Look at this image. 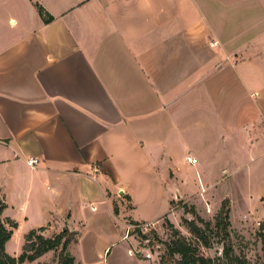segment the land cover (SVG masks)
I'll return each mask as SVG.
<instances>
[{
    "label": "crops",
    "instance_id": "0c3cea01",
    "mask_svg": "<svg viewBox=\"0 0 264 264\" xmlns=\"http://www.w3.org/2000/svg\"><path fill=\"white\" fill-rule=\"evenodd\" d=\"M231 151L248 173L264 166V0H0V197L14 234L61 225L77 233L72 253L87 229L105 257L127 219L169 214L161 176L192 156L199 187L219 191L208 160ZM253 189L247 201L264 198Z\"/></svg>",
    "mask_w": 264,
    "mask_h": 264
},
{
    "label": "rangeland",
    "instance_id": "374dc122",
    "mask_svg": "<svg viewBox=\"0 0 264 264\" xmlns=\"http://www.w3.org/2000/svg\"><path fill=\"white\" fill-rule=\"evenodd\" d=\"M234 86H238L236 81ZM227 155L217 152L216 157L208 160L207 174L218 173L216 177L220 179L219 191L209 192L202 185L199 187L194 166L180 168L178 174L161 176V188L157 193L159 209H165L172 197L176 199L169 214L155 221V228L150 231H137L131 220L127 219L124 241L115 245L112 252L105 257L100 255V248L107 239L100 240L92 231L84 229L80 244L70 254L78 259L85 257L95 260L96 264H176L178 256L171 258L166 255V245L175 238V232L189 241H195V237L183 223L184 218L198 222L205 237L210 240L211 248L199 245V253L203 256L221 257L224 248H233L236 255L246 257L251 264H264V198L257 201H247L244 198L247 187H252L257 194L264 195V166L257 172L248 173L243 167V157L237 151H231ZM224 169H227L225 173ZM140 209L145 210L143 207ZM223 212L229 213V239L225 238L223 228L218 224L220 216H224ZM198 218L210 226L207 228ZM60 227L47 228L43 235L53 237L62 232ZM26 231L23 226L14 234L8 249L6 248L10 255L21 254ZM146 239L150 242L146 243ZM148 252L152 253L151 259L145 257ZM57 257L58 252L52 251L39 260L26 264H58ZM76 264L80 263L76 260Z\"/></svg>",
    "mask_w": 264,
    "mask_h": 264
},
{
    "label": "trees",
    "instance_id": "16d2710c",
    "mask_svg": "<svg viewBox=\"0 0 264 264\" xmlns=\"http://www.w3.org/2000/svg\"><path fill=\"white\" fill-rule=\"evenodd\" d=\"M36 7L45 23L53 21L54 18L41 5L36 4ZM6 208V203L0 197V264L33 263L52 251L58 252V264H76V259L70 254L69 248L78 242V236L77 233L70 232L67 228L53 237L43 235L46 228L31 230L25 235V244L22 247L21 254L19 256L10 255L6 251V245L12 239L18 224L9 218L3 217ZM223 214L224 216H220L218 224L222 226L225 238L229 239L228 229L231 225L229 213L223 212ZM198 221L206 225L207 228L210 226L201 218H198ZM183 223L195 237V241H189L179 235L178 232H175V238L166 245V255L171 258L178 256L176 264H251L246 257L236 255L233 248H224L221 257L207 258L203 256L199 253V245L201 244L205 248L212 247L210 240L204 235L203 228L195 220L189 221L183 218ZM132 224L138 225L140 222H132Z\"/></svg>",
    "mask_w": 264,
    "mask_h": 264
},
{
    "label": "built area",
    "instance_id": "2783aa9c",
    "mask_svg": "<svg viewBox=\"0 0 264 264\" xmlns=\"http://www.w3.org/2000/svg\"><path fill=\"white\" fill-rule=\"evenodd\" d=\"M187 162L191 165H196L198 163V160L193 158L192 156H188L187 157ZM39 164V160L38 159H35V158H31L29 159L28 161V165L31 167V168H36ZM157 225V223L155 222H148V223H140L138 225H134V228L136 230H140V231H150L152 230L153 228H155ZM133 228V227H132ZM146 243H149L150 240L149 239H146L145 241ZM145 257L147 259H151L152 258V253L148 252Z\"/></svg>",
    "mask_w": 264,
    "mask_h": 264
},
{
    "label": "water",
    "instance_id": "95a60500",
    "mask_svg": "<svg viewBox=\"0 0 264 264\" xmlns=\"http://www.w3.org/2000/svg\"><path fill=\"white\" fill-rule=\"evenodd\" d=\"M63 231H65V229H63Z\"/></svg>",
    "mask_w": 264,
    "mask_h": 264
}]
</instances>
